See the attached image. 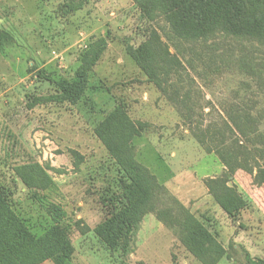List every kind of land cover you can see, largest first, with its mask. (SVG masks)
Wrapping results in <instances>:
<instances>
[{
    "label": "rangeland",
    "instance_id": "1",
    "mask_svg": "<svg viewBox=\"0 0 264 264\" xmlns=\"http://www.w3.org/2000/svg\"><path fill=\"white\" fill-rule=\"evenodd\" d=\"M247 1L216 0L188 39L158 0H0V30L12 36L0 52V188L34 233L60 208L72 243L71 259L44 264H202L180 233L190 220L216 233L228 252L218 264H264V45L246 34L264 29V3ZM99 40L81 99L52 101L54 82L73 78ZM117 110L155 180L125 251L94 233L111 210L103 199L122 192L123 172L96 135ZM223 187L244 204L226 209Z\"/></svg>",
    "mask_w": 264,
    "mask_h": 264
},
{
    "label": "trees",
    "instance_id": "2",
    "mask_svg": "<svg viewBox=\"0 0 264 264\" xmlns=\"http://www.w3.org/2000/svg\"><path fill=\"white\" fill-rule=\"evenodd\" d=\"M138 1V0H137ZM151 3L153 0H141ZM248 4H262L264 0H248ZM161 9L166 17L170 19L175 32L184 35V38L193 39L199 37L204 18L216 9V0H158ZM211 3L210 5H207ZM181 15V16H180ZM174 22H181L184 26L195 27L191 32H179ZM236 35L244 36L236 29ZM247 36H252L264 45V29L260 31H248ZM12 36L0 30V52L11 43ZM105 48V41L99 40L84 55L83 63L75 72L73 78L62 79L54 82L57 87L56 95L52 101L76 104L84 95L88 71L100 58ZM233 127L244 135L243 126L231 117ZM232 132H235L231 128ZM137 134L133 124L127 115L117 110L107 117L96 129V135L114 153L117 164L123 172L122 192L103 199L110 205L111 210L107 217L96 226L94 233L101 242L110 250H116L124 242L123 250H127L129 238L133 235L141 223L146 208L151 207L153 192L155 188L154 177L140 164L135 161L133 147L129 145L130 140ZM260 157L256 163L259 168L260 178L264 181V145L257 150ZM28 185V181H25ZM228 195L226 209L231 200V206L243 205L240 197L231 189L223 187ZM52 224L40 233H34L28 221L21 217L12 207L6 191L0 188V264H44L50 260L65 262L72 258L73 249L67 229L61 225L60 220L65 213L58 207L48 209ZM161 218V217H160ZM159 218V219H160ZM82 234H85L86 227L77 223ZM180 233L185 245L191 253L202 264H218L228 253L216 241V233L202 232L196 227V223L190 220L189 225L184 229L181 224ZM202 242V243H199ZM251 264H259L254 261Z\"/></svg>",
    "mask_w": 264,
    "mask_h": 264
}]
</instances>
